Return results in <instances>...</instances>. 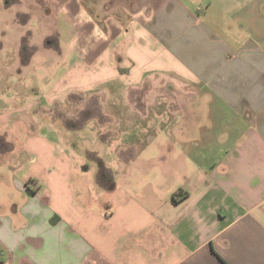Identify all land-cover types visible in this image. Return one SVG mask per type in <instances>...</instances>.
Masks as SVG:
<instances>
[{"label": "crops", "instance_id": "1", "mask_svg": "<svg viewBox=\"0 0 264 264\" xmlns=\"http://www.w3.org/2000/svg\"><path fill=\"white\" fill-rule=\"evenodd\" d=\"M18 1L28 11L17 24H74V56L43 95L0 112V264H264L260 0L244 15L221 3L215 14L212 0ZM192 91L201 104L178 101ZM88 95L86 122L46 119ZM67 128H87L90 158L105 147L118 165L90 180Z\"/></svg>", "mask_w": 264, "mask_h": 264}, {"label": "rangeland", "instance_id": "2", "mask_svg": "<svg viewBox=\"0 0 264 264\" xmlns=\"http://www.w3.org/2000/svg\"><path fill=\"white\" fill-rule=\"evenodd\" d=\"M191 1L197 5L200 4L199 8H203L204 10L208 8V0ZM212 1L215 3L210 9L215 14H218L220 8L219 3H221L226 4L229 9L232 8L236 11L243 9L240 12V15H244V12L253 9L247 6V4L255 0ZM100 4H102V1ZM21 5L22 4L18 0H0V44L4 46L3 48L0 46V112L15 110L16 106L21 103L20 100L22 98L24 99V97L33 101L40 95H43L45 88H49L53 85L59 75L70 66L71 60L74 56L72 50L68 47L70 42L75 38L74 24L69 22L68 19L63 16H58L54 20L52 18L50 22L46 23L41 21L40 17L37 15H35L36 18H33L26 24H17L16 19L18 18V14L20 12L28 11L27 8H22L23 6L21 7ZM31 6L33 7V10L38 11V13L40 12L41 9L38 6H34L33 4ZM253 6L256 7V9H254L255 11L258 9L260 11L261 9L264 10V1H255ZM246 8H248L247 11H245ZM34 13L37 14L36 12ZM19 19L22 21L21 16ZM226 21L228 22L227 19ZM240 22L241 23L238 25V28H242L241 26L244 25L242 21ZM226 25L227 24H225V26ZM224 28L227 31L226 27ZM246 30L247 26L244 31ZM56 40L60 42V46L63 50V53L60 56L55 53V50L53 51V49L49 50L46 48L48 47V44L56 46ZM24 42H26V44H24ZM23 45L24 49L30 53L28 54L33 56L31 63L27 65H23L18 56V49L22 48ZM28 46H31V48H28ZM191 93L193 95L195 92L192 91ZM180 95L181 96L178 101L182 104H201V94L198 95V93H196L193 95V99L189 101L187 100V96H183V93ZM70 98L72 97H68L65 103H59L56 106L57 109L55 112L53 111V118L46 117V119L51 122L53 121L52 123L58 125V121L62 120V118L58 117V115L62 112L65 114L64 116L67 115L68 118L75 121V123L76 121L83 123L89 120L90 96H84V99H81L80 102H77L76 100L71 101ZM195 99H197L196 102ZM29 119L34 122H42L45 119V116L41 115L38 117L37 114L35 115L34 113H31V117H29ZM31 126L35 128L34 130L36 131L41 129L38 126V123L36 125L31 124ZM189 130H191V132L197 131V129H185V132L188 135ZM5 131H7V129H4L3 133ZM44 131L48 132L49 129L45 130L44 128ZM66 133L67 137L77 140L69 152L73 153L72 155L78 158L76 159L77 163H83V165L90 168V173L88 175L89 177L91 175V178H89L90 180L92 178L94 179V173H97L98 170L102 168L103 163L112 164L114 166L118 165V161L113 160L114 155L110 154L108 149L105 147H100L99 150L98 157L101 160L97 161L94 158H90L88 152H90V148H93V145L90 143V131H88L87 128H67ZM170 135H176V133H173V129H170ZM158 136H160L159 139L161 138L163 141V139H166L167 133L164 130ZM21 139L20 135L16 137L17 142H20ZM163 143L165 144V141ZM155 149V146L152 147V151H155ZM157 151L158 153H166L165 148L158 149ZM84 154L85 156L83 157ZM5 171L6 167L2 164V162H0V175H6L7 172L5 173Z\"/></svg>", "mask_w": 264, "mask_h": 264}, {"label": "trees", "instance_id": "3", "mask_svg": "<svg viewBox=\"0 0 264 264\" xmlns=\"http://www.w3.org/2000/svg\"><path fill=\"white\" fill-rule=\"evenodd\" d=\"M35 183V181L34 180H30V181H28L27 182V187H28V189H30L32 192H37V190H34L33 189V187H32V185ZM224 263V262H223Z\"/></svg>", "mask_w": 264, "mask_h": 264}, {"label": "flooded vegetation", "instance_id": "4", "mask_svg": "<svg viewBox=\"0 0 264 264\" xmlns=\"http://www.w3.org/2000/svg\"><path fill=\"white\" fill-rule=\"evenodd\" d=\"M19 18V17H18Z\"/></svg>", "mask_w": 264, "mask_h": 264}]
</instances>
